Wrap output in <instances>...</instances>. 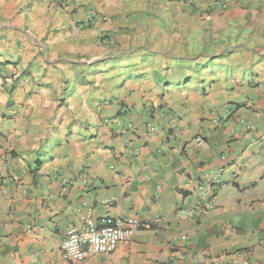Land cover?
<instances>
[{"label":"crops","instance_id":"crops-1","mask_svg":"<svg viewBox=\"0 0 264 264\" xmlns=\"http://www.w3.org/2000/svg\"><path fill=\"white\" fill-rule=\"evenodd\" d=\"M80 1L0 0V264H264V0Z\"/></svg>","mask_w":264,"mask_h":264},{"label":"built area","instance_id":"built-area-1","mask_svg":"<svg viewBox=\"0 0 264 264\" xmlns=\"http://www.w3.org/2000/svg\"><path fill=\"white\" fill-rule=\"evenodd\" d=\"M185 4L192 5L194 0H179ZM70 4L76 9L83 7L80 0H70ZM104 20L94 12H89L85 22L90 24L95 20ZM8 81V79L6 80ZM174 122L170 130L174 129ZM150 132L154 129L151 127ZM213 208L211 203L197 205L189 216L200 217L204 212ZM141 221L138 218L120 220L112 217H105L99 223L86 219L80 225H73L68 228L60 244V251L63 258L68 262L82 263L90 255L111 254L116 245L129 241L133 234L139 230ZM264 242V235L262 238ZM184 257L181 255L180 260ZM218 260V259H216ZM189 264H196L194 257L188 259Z\"/></svg>","mask_w":264,"mask_h":264}]
</instances>
